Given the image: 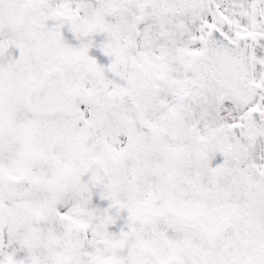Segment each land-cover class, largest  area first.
Wrapping results in <instances>:
<instances>
[{
	"label": "snow or ice",
	"instance_id": "6c2138e0",
	"mask_svg": "<svg viewBox=\"0 0 264 264\" xmlns=\"http://www.w3.org/2000/svg\"><path fill=\"white\" fill-rule=\"evenodd\" d=\"M0 264H264V0H0Z\"/></svg>",
	"mask_w": 264,
	"mask_h": 264
}]
</instances>
